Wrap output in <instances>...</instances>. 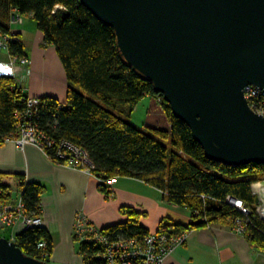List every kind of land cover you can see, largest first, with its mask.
<instances>
[{"label":"trees","instance_id":"1","mask_svg":"<svg viewBox=\"0 0 264 264\" xmlns=\"http://www.w3.org/2000/svg\"><path fill=\"white\" fill-rule=\"evenodd\" d=\"M57 6L62 9L56 10ZM14 16L34 20L44 37L43 47H55L69 80L66 104L47 97L38 106L40 118L35 120L47 136L56 143L66 139L84 148L94 178L102 182L128 177L142 180L162 195L164 192L170 204L189 211V223L164 219L158 232L175 234L230 222L235 227L236 220L242 219L245 235L264 252V219L256 211L259 199L253 192V185L264 179L263 165L235 168L209 160L163 96L122 60L114 30L98 21L79 0H0V38L11 41L8 50L1 51H6L9 59H29L22 38L14 42L17 34L13 30L21 28L12 24ZM25 90V83L18 78L0 77V142L15 134V114L28 107L30 97ZM147 96L152 104L144 132L128 119ZM102 182V192L111 194ZM20 190L27 214L41 217L45 187L24 182ZM229 197L243 201L251 212L248 220L228 204ZM12 199L9 188L0 186V206ZM122 211L127 221L104 229L107 236L142 238L151 233L141 223L143 214ZM15 238L26 256L41 261L37 245L45 241L49 257L44 261L51 264L54 247L46 229H30ZM79 246L84 264H96L90 257L94 249L87 244Z\"/></svg>","mask_w":264,"mask_h":264},{"label":"water","instance_id":"2","mask_svg":"<svg viewBox=\"0 0 264 264\" xmlns=\"http://www.w3.org/2000/svg\"><path fill=\"white\" fill-rule=\"evenodd\" d=\"M79 2L114 30L122 60L163 96L209 160L264 166V118L243 93L264 90V0ZM0 264L50 263L0 237Z\"/></svg>","mask_w":264,"mask_h":264},{"label":"crops","instance_id":"3","mask_svg":"<svg viewBox=\"0 0 264 264\" xmlns=\"http://www.w3.org/2000/svg\"><path fill=\"white\" fill-rule=\"evenodd\" d=\"M23 40L30 59L25 83L30 98H53L66 104L69 80L55 47H43L44 37L34 21L13 30ZM10 62L0 51V62ZM41 184L44 229L53 240L51 264H84L75 239L78 212L101 230L119 225L128 217L122 210L142 215L141 223L151 233L164 219L181 225L189 223L187 209L170 204L161 192L142 180L119 178L111 194H105L96 177L53 162L40 149L27 144L22 149L0 142V186L8 187L12 202L20 196L22 184ZM164 264H264V252L257 250L245 234H238L232 223H219L188 232L186 243L169 254Z\"/></svg>","mask_w":264,"mask_h":264},{"label":"built area","instance_id":"4","mask_svg":"<svg viewBox=\"0 0 264 264\" xmlns=\"http://www.w3.org/2000/svg\"><path fill=\"white\" fill-rule=\"evenodd\" d=\"M62 9L60 6L55 8ZM54 10V12L56 11ZM23 21L21 16H14L12 24L21 25ZM19 36L14 35V42L18 41ZM11 41L9 38L2 36L0 38V50H8L7 46ZM10 62H0V77L13 78L16 77L20 81L26 78L25 73H31L29 66L31 64L29 59H18L11 57ZM10 70V71H9ZM245 99L248 102L251 110L257 115L264 118V90L254 86H247L244 91ZM42 98H28V107L25 111L16 112V131L15 134L7 137L4 142L13 143L18 148H23L27 144L40 148L48 158L52 159L58 165L65 166L69 169H75L81 172H86L93 177L92 163L88 152L77 146L73 142L66 139L60 140L56 143L55 140L47 136L46 133L40 129L35 119L40 118L38 106L41 104ZM39 117V118H38ZM57 144V146H56ZM56 152L51 155V150L55 148ZM55 158L64 160V162H56ZM100 181V180H99ZM102 181H100L101 183ZM118 179H110L102 182L109 192H113L112 187L116 185ZM258 187V186H257ZM163 195L165 193L163 192ZM257 195V194H256ZM258 196V195H257ZM235 200L229 197L228 204L235 206L240 212L244 214L246 220L251 214L249 209L244 206L242 200ZM263 202V200H262ZM258 214L264 217V205L258 204ZM244 220L238 219L235 222V230L238 234H245L246 228L243 224ZM74 235L76 241L81 244H87L94 249L90 256L96 264H164L166 257L176 250L177 247L183 246L186 243L188 232H180L175 234L160 233L158 231L148 234L145 237H131L112 239L107 236L103 230L91 223L86 214L78 212L75 221ZM43 216H35L27 214L26 204L22 199L18 200L16 206L3 205L0 206V228H14V234L11 241L16 243V236L19 233L28 231L30 229L43 228ZM39 258L48 259V248L45 241L37 245Z\"/></svg>","mask_w":264,"mask_h":264},{"label":"rangeland","instance_id":"5","mask_svg":"<svg viewBox=\"0 0 264 264\" xmlns=\"http://www.w3.org/2000/svg\"><path fill=\"white\" fill-rule=\"evenodd\" d=\"M32 21H34V20L31 17H27L26 21H22L21 22V27H22V25L24 23H26L27 25L32 24ZM6 53H7L6 51H2V54L6 55ZM151 101H152V99L149 96L145 97L140 102V104L136 107V109H135L136 111L133 113V115L130 116V118L128 119L129 122H131L136 128H139V129H141L144 132H146L145 125L147 124L146 119L148 117V112L150 111L149 108H150V106L152 104ZM22 192L23 191L20 190L21 194L18 197L17 201L11 202V203H8V204L16 206V204L18 203V200L22 199V196H23ZM253 192H254V194L258 195V199H259L260 205H264V179L262 180V182H258V183L253 185ZM262 200H263V202H262ZM256 211L258 213L257 209H256ZM261 219H264V217L263 218L261 217ZM14 231H15V229L14 228H10V227H8V229L7 228H5V229L4 228H0V237L1 238H6V239H11V237L14 234Z\"/></svg>","mask_w":264,"mask_h":264},{"label":"clouds","instance_id":"6","mask_svg":"<svg viewBox=\"0 0 264 264\" xmlns=\"http://www.w3.org/2000/svg\"><path fill=\"white\" fill-rule=\"evenodd\" d=\"M10 71V70H9Z\"/></svg>","mask_w":264,"mask_h":264}]
</instances>
